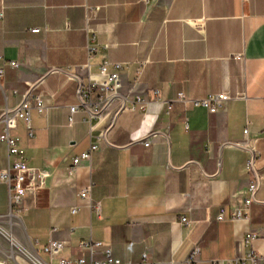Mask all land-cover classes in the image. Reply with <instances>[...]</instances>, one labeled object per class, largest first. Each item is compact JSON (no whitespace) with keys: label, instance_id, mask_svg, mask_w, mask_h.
<instances>
[{"label":"crops","instance_id":"obj_1","mask_svg":"<svg viewBox=\"0 0 264 264\" xmlns=\"http://www.w3.org/2000/svg\"><path fill=\"white\" fill-rule=\"evenodd\" d=\"M105 59L122 63L127 102L112 107L126 106L101 119L72 113L88 81L84 66L97 73ZM1 68L0 116L30 91L47 107L31 110L32 134L23 118L11 131L27 165L48 173L14 229L22 244L63 241L53 258L41 253L52 264L106 257L105 245L91 252L81 246L86 240L109 244L123 262L148 250L156 261L182 264L198 246L196 264L249 250L264 264V0H0ZM179 92L242 96L210 112L175 101ZM97 141L72 171L73 159ZM252 141L260 151L255 174L246 166ZM14 159L0 141V170ZM254 177L248 218L232 220ZM88 186L90 197H80ZM221 209L225 220L216 219ZM9 210L0 181V215ZM250 231L256 236L245 243Z\"/></svg>","mask_w":264,"mask_h":264},{"label":"built area","instance_id":"obj_2","mask_svg":"<svg viewBox=\"0 0 264 264\" xmlns=\"http://www.w3.org/2000/svg\"><path fill=\"white\" fill-rule=\"evenodd\" d=\"M40 28H34V32H38ZM90 53L96 50L94 45L89 46ZM240 59V56H237ZM11 65L15 68L19 67L17 60H12ZM88 70V81L86 84L80 83L77 94L78 103L70 107L71 112L83 111L89 114L90 118L101 119L105 112L109 109L118 111L124 106V102L119 103L116 107H112L117 100H121L122 97V80L120 77V69L122 68L121 62H111L105 59L100 65V70L97 73L90 71L89 64L84 66ZM4 69H0V76L3 77ZM228 93H211L204 98H190L184 92H179L175 101L184 103H193L196 106H202L210 112H217L225 109L227 102L233 97ZM125 103L127 100L123 98ZM143 104L141 97L138 98ZM135 108V105L132 106ZM172 104H169L170 109ZM36 109L39 113H45L47 107L44 103L41 94H32L28 92L24 98L18 103L17 106L9 108L6 107L2 110L0 121L4 123L3 133L0 135V141L4 142L8 146L9 155H14L15 159L13 164L5 169L0 170V181L7 183L9 191V206L10 210L7 214L0 215V254L3 258H0V264H52V261L45 260L41 253L50 255L51 258L60 254L64 248V242L52 238L41 249H36L32 244L30 247L22 244L16 237L14 229L20 225L21 212L25 208V200L28 195H34L37 190L43 189L46 185V179L48 173L35 167L27 165L23 158L24 150L18 146V137L11 135V131L17 127V120L19 118L25 119L30 134H32L31 126V110ZM248 129L244 130L247 133ZM144 144L148 146L149 141H145ZM250 152V157L246 162V166L249 172L255 174L256 166L255 162L260 155V151L256 148L252 142L246 143ZM99 147V142L93 143L90 148L84 151L81 155L76 156L73 159L72 171L80 163L82 159H89L92 151ZM258 187L257 178L254 177L250 180L248 191L250 195L244 200L243 204L238 208H235L231 214L232 220L247 219L250 213V206L254 201V194ZM91 186H88L81 190L80 197H90ZM99 211V206H96ZM72 213L78 212V207H72ZM217 220H225V211L221 209L217 216ZM182 221H187V217H182ZM256 236L254 231H250L246 238L245 243H250L253 237ZM5 242L6 244H3ZM106 246V257L102 260L91 259L89 264H165L164 261L154 260L148 250H145L141 259L138 262H123L118 258L112 256V251L109 244L101 241L86 240L81 242L82 247H88L91 252L94 251L96 246ZM199 247L196 246L189 257L185 259L182 264H196L199 254ZM261 257L254 250H249L246 255L228 260H213L211 264H259ZM60 264H88L85 256L79 258L76 262L69 259H60Z\"/></svg>","mask_w":264,"mask_h":264},{"label":"rangeland","instance_id":"obj_3","mask_svg":"<svg viewBox=\"0 0 264 264\" xmlns=\"http://www.w3.org/2000/svg\"><path fill=\"white\" fill-rule=\"evenodd\" d=\"M3 244H6L5 242H2ZM1 255V254H0Z\"/></svg>","mask_w":264,"mask_h":264}]
</instances>
